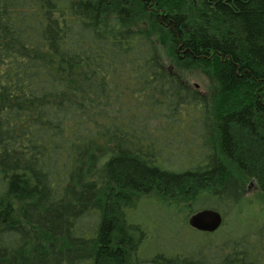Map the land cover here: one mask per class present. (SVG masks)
Masks as SVG:
<instances>
[{"label": "trees", "instance_id": "16d2710c", "mask_svg": "<svg viewBox=\"0 0 264 264\" xmlns=\"http://www.w3.org/2000/svg\"><path fill=\"white\" fill-rule=\"evenodd\" d=\"M250 182L264 194V0H0V264H139L143 197L224 217ZM261 222L145 262L264 264Z\"/></svg>", "mask_w": 264, "mask_h": 264}, {"label": "rangeland", "instance_id": "374dc122", "mask_svg": "<svg viewBox=\"0 0 264 264\" xmlns=\"http://www.w3.org/2000/svg\"><path fill=\"white\" fill-rule=\"evenodd\" d=\"M138 24L140 25L141 21ZM154 37L165 69L178 74L190 87L207 95L211 100L216 93L212 74L177 57L167 38L162 34H154ZM191 151L195 152L193 147ZM243 190V201L239 211L236 208L240 212L239 217L236 209L225 210L221 228L218 233L211 235L191 228L188 223L191 214L186 206L182 205L183 208L176 209L171 206L172 202L164 201L157 196L143 197L135 207L127 210L129 221L139 225L147 235L137 254L139 259L145 262L164 251L168 255L190 252L199 247L208 249L210 244L213 246L223 244L227 238L232 240L244 235L248 227H254L252 223L258 225L264 221V194L254 182L244 185Z\"/></svg>", "mask_w": 264, "mask_h": 264}, {"label": "water", "instance_id": "95a60500", "mask_svg": "<svg viewBox=\"0 0 264 264\" xmlns=\"http://www.w3.org/2000/svg\"><path fill=\"white\" fill-rule=\"evenodd\" d=\"M224 217L221 212L215 209H202L188 219L189 225L201 232L214 233L219 230L223 224ZM141 264H156L153 262H144Z\"/></svg>", "mask_w": 264, "mask_h": 264}]
</instances>
